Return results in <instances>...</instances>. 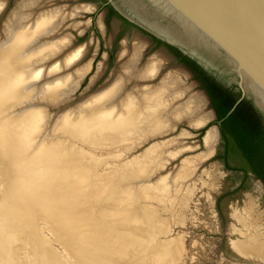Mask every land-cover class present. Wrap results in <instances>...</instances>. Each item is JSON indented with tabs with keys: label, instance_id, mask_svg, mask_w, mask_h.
<instances>
[{
	"label": "rangeland",
	"instance_id": "obj_1",
	"mask_svg": "<svg viewBox=\"0 0 264 264\" xmlns=\"http://www.w3.org/2000/svg\"><path fill=\"white\" fill-rule=\"evenodd\" d=\"M7 1L6 8L0 16V42L4 40L6 24L12 16V12L17 9L22 0ZM99 1L79 0L75 3L73 0H63L62 2L47 3V10L53 11L62 8V14L65 17L62 25L56 29V33L54 32L55 36L71 38L68 47L71 46L73 49L88 47L86 48L87 53L80 64L89 63L90 69L80 80L76 90L60 101H46V97L34 94L28 105L26 104L27 107L35 105L43 108L44 106L48 107L47 122L43 126L42 135L48 132L53 118L60 111L66 110V115L70 112L73 113V109L78 105L75 103L81 102L84 96L99 91L110 78L121 74L126 65L131 64V57L129 56L117 64L121 51L124 49L121 42L123 38L128 36L131 39V44L136 43L138 37L144 39L143 41H148V46L143 50L142 56L138 57L134 64L135 72L133 71L132 78L149 61L154 59L159 63L157 76L161 75L160 78L158 77L160 80L172 76L178 82L174 84V91L181 93V96L174 99L172 108L187 104L195 97L203 100L205 98L206 100L201 85L160 47L151 45V39L143 31L134 26L125 28L116 15L110 17L107 28H102L101 20L105 9L96 8L89 12L90 9H86V11L83 7L82 9L76 8L81 7L80 4L85 6H89L90 3L98 5ZM124 44L126 45V41H124ZM163 56H166V59L161 58ZM158 85L157 81L156 86ZM191 104H194L193 101ZM85 106L81 105V107L86 108ZM16 107L19 111L22 104ZM203 110L204 113L211 112V105L206 101ZM79 111L76 108V112ZM213 123L214 121L210 120L208 123L197 127L192 124L191 118L181 117L173 122V126L168 133L150 138L137 147H134L130 142L129 144L125 143V145H115L113 143L106 148L103 143L99 142H85L81 139L72 141L70 138H65V141L70 140V142L65 144L58 152L53 153L46 150L38 160L30 161L28 162L30 165L28 163L25 165L24 177L28 176L29 178H26L28 180L21 181L18 184L19 186L12 187V191L21 207L20 212L22 214L24 212L25 215L30 212V207L24 205L26 202L24 197L27 194L22 190V186L40 191L41 185H43V188L46 186V177L50 175L58 177L57 180H60V177H62L61 180H65L68 176L72 177L75 181L73 185L78 188L84 187L85 184L95 179V182H101L104 186V189H98L101 199L108 198L109 195L126 194L125 198L121 196L115 199V209L110 213L114 215L101 213L107 208L98 206L97 214L102 219L100 223L94 225L73 218L74 224L70 227L65 225L67 223H64V215L60 218L61 222L49 220L51 218L50 213L44 211L40 216L38 214L37 219L32 223L35 229L40 232L38 242L43 245L42 247L50 255L59 258L62 264H94L87 259V255L94 256L95 261L99 260L100 263L96 262L95 264H102L103 262L106 264H264V258L243 257L233 251L231 247L232 241L244 239L242 233L245 232L246 228L240 215H244L247 210H251L253 220H255L250 231L253 234H261V240L264 244V184L251 173L244 175L242 172L227 170L223 161L215 157L217 153L222 152L219 133L211 156L206 159H196V157L207 151L205 137L209 129L215 126ZM139 136L138 134L135 135L131 141H137ZM165 141H169L170 144L164 149V153L178 154L170 160L165 155L160 161L163 164L165 163L160 172L158 170L147 181H134L138 179V176L124 177L121 174L118 175L120 168L125 165L132 166L137 161L152 163V151L154 152L156 146L163 145ZM124 152H126V155H124ZM75 153L77 154L75 155ZM74 155L80 157L82 163L88 164L86 167L89 172L87 170L83 171L86 167L68 172V163ZM185 160H195L196 162L194 166L187 168L188 174H186L185 179L183 178L180 181L181 183H178L179 185L174 186V191L172 190L167 194V191L163 189V187L165 188V180L171 176H176ZM42 162L43 165H41ZM46 164L48 165L46 166ZM52 164L54 166L58 164V167L55 166L54 168ZM51 168L54 170H51ZM34 169L38 170L34 172ZM0 170L3 174L8 171L6 167L2 166L1 162ZM40 173L41 175H39ZM48 173L50 174L48 175ZM6 175L8 174L6 173ZM7 178L3 176L1 179L0 177V189L3 187L2 184H5L8 180ZM108 179H116V183H114L116 187H114L115 185L109 186ZM25 183L29 184L26 185ZM157 186H161L159 190H156ZM2 191L3 188L0 193ZM86 191L87 188H80V193ZM38 199L34 200L38 201ZM45 201L41 204L42 207H48V205H45ZM32 204L37 207V204ZM75 207L82 210V206L78 203H75ZM24 208L27 211L26 213L23 210ZM28 208L29 210H27ZM40 210H33V212H39ZM133 218H137V220L133 221ZM148 219L151 222V228L155 231V240L150 242L146 238L147 240L141 243L142 246L140 245L143 247L142 250H138L136 253L132 250L121 252L119 244L115 241L118 238L122 239L124 234L133 232V226L144 230L146 223L144 220ZM67 228L72 230L66 231L67 234L68 232L72 234L76 229H92L96 232L97 237H93L90 242L64 240L60 233ZM105 233H109L108 236ZM134 235L143 237L142 234L139 235L138 233H134ZM26 244L30 245L27 242ZM165 249H170L172 253L165 255L162 252ZM24 253L27 256L33 255L29 249L25 250Z\"/></svg>",
	"mask_w": 264,
	"mask_h": 264
},
{
	"label": "bare ground",
	"instance_id": "obj_2",
	"mask_svg": "<svg viewBox=\"0 0 264 264\" xmlns=\"http://www.w3.org/2000/svg\"><path fill=\"white\" fill-rule=\"evenodd\" d=\"M55 1L62 2L63 0H22L17 9L12 12V16L6 24L4 40L0 42V162L8 170L4 174L0 170L1 179L3 176L6 178L8 176L6 183L2 184L3 191L0 193V264H62L59 258L50 255L38 242L40 232L32 224L37 219L38 214L40 216L44 211L48 212L51 216V218L48 216L49 220L55 221H60L61 216L64 215V223L70 227L74 224L73 218L96 225L100 223V220L102 221L97 214L98 206L107 208L101 213L114 215L110 213L115 209V199L121 196L126 197V194H117L101 199L98 189H104V186L101 182H95V179L85 184L84 187H80L87 188L86 192L80 193V188L73 185L74 178L68 176L65 180H61L62 177L57 180L58 177L50 175L46 177L48 184L45 183L44 188L43 185L39 186L40 191L30 189V187H21L27 194L24 197L26 201L24 205L30 207V210L27 209L30 211L29 213H26L25 208L23 209L27 214L25 215L23 212L24 217L20 212L21 207L12 187L19 186V182L28 180L26 179L29 178L28 176L24 177V167L28 162L38 160L46 150L53 153L58 152L70 142V140L65 141V138H70L72 141L81 139L85 142H99L103 143L106 148L113 143L125 145V143L129 144L130 142L134 147H137L150 138L168 133L173 122L181 117L191 118L192 124L197 127L211 120V112H203L205 98L203 100L195 97L189 101L190 104L188 102L172 108L174 99L181 96V93L174 91V84L178 82L172 76L160 80L161 75L157 76L159 63L153 58L132 78L133 71L135 72L134 64L142 52L141 50L145 48L146 41L138 37L136 43L131 44L126 38V45L124 44L117 64L128 56L131 57V64L126 65L121 74L110 78L99 91L84 96L81 102L75 103L78 104L76 108L80 110L79 112H76V108L73 109V113L69 111L68 115L65 114L66 110L60 111L53 118L48 132L42 135L43 126L47 122L48 107L44 106L43 108L36 105L27 107L32 96L40 94L44 98L46 97V101L58 102L76 90L80 80L90 69L89 63L80 64L88 47L73 49L71 46L68 47L71 38L55 36L54 32L62 25L65 18L62 14V8L53 11L46 9L47 3ZM73 1L77 3L79 0ZM7 2V0H0V16L6 8ZM80 6L76 8L94 9L92 4L89 6L80 4ZM116 6L127 13L117 1ZM39 10L41 11L39 12ZM161 58L166 59V56ZM157 81L158 86H156ZM192 101L194 104H191ZM20 104L22 107L18 111L16 106ZM81 105H86V108L81 107ZM137 134L140 135L139 139L131 141ZM216 141L217 133L213 127L209 129L205 137L207 151L196 159H206L211 156ZM169 144V141H165L163 145L156 146L155 151L151 153L152 163L137 161L132 166L125 165L120 168L118 175L121 174L124 177L138 176V179L134 181H147L164 167L165 163L160 161L165 155H167L168 160L177 156L178 153H164V149ZM75 155L68 163V172L75 169L81 170L82 167L88 165L82 163L80 157ZM195 160H185L176 176H171L165 180L166 189L163 185L162 187L167 191V194L174 189L175 185L181 183L183 178L185 179L186 174H188L187 168L194 166ZM28 164L30 165V163ZM35 165L37 166V164ZM57 165L55 166L58 167ZM53 166L51 167L53 168ZM39 167L42 168V166ZM52 168L51 170H54ZM87 169L86 167L83 171ZM116 179H108L109 186L115 185ZM121 179L124 180V178ZM160 187L157 186L156 190H159ZM114 193L116 194V192ZM34 199H38V201ZM44 201L48 207L41 206ZM32 203L37 204L39 208L34 207ZM75 203L81 205L82 210L76 209ZM109 208L110 210H108ZM33 210L40 211L34 213ZM240 216L246 230L242 233L243 240L232 241L233 251L247 258H264V244L261 240V234H253L250 231L251 225L255 221L251 210H247L244 215L241 214ZM132 220H137V218ZM144 221H146V223L144 222V230L133 226V232L127 233V236L124 234L122 239L118 238L115 241L119 244L121 252L132 250L136 253L138 250H142V242L147 239L150 242L155 240V231L151 228L150 220ZM70 227L69 229H71ZM69 229H64L65 231L60 233L62 239L90 242L93 237H97L96 232L92 229H76L72 234L69 232L67 234L66 231H72ZM134 233L142 234L143 237L135 236ZM108 234L106 235L108 236ZM26 242L30 245H27ZM27 249L33 254L32 256H27L24 253ZM162 252L165 255L172 253L170 249H165ZM87 257L94 264L99 262L98 259L95 261V257L92 255H87ZM102 264L106 263L103 262Z\"/></svg>",
	"mask_w": 264,
	"mask_h": 264
},
{
	"label": "water",
	"instance_id": "obj_3",
	"mask_svg": "<svg viewBox=\"0 0 264 264\" xmlns=\"http://www.w3.org/2000/svg\"><path fill=\"white\" fill-rule=\"evenodd\" d=\"M109 1L239 92L231 111L246 98L264 117V0H116L127 13ZM158 47L194 78L166 45Z\"/></svg>",
	"mask_w": 264,
	"mask_h": 264
},
{
	"label": "trees",
	"instance_id": "obj_4",
	"mask_svg": "<svg viewBox=\"0 0 264 264\" xmlns=\"http://www.w3.org/2000/svg\"><path fill=\"white\" fill-rule=\"evenodd\" d=\"M168 47L199 82L215 111L216 120L213 124L218 123L222 148V152L215 157L223 161L227 170L242 172L244 175L251 173L264 184L263 115L246 98L231 111L240 93L225 85L195 59L182 54L175 47Z\"/></svg>",
	"mask_w": 264,
	"mask_h": 264
},
{
	"label": "flooded vegetation",
	"instance_id": "obj_5",
	"mask_svg": "<svg viewBox=\"0 0 264 264\" xmlns=\"http://www.w3.org/2000/svg\"><path fill=\"white\" fill-rule=\"evenodd\" d=\"M91 4V3H90ZM92 5H94V9H101V8H103V9H105V12H104V14H103V16H102V22H101V26H102V28H107V25H108V22H109V20H110V17L112 16V15H116L117 17H118V19L119 20H121V22H122V24L124 25V27L125 28H129L130 26H134V27H136V28H138L139 30H141V31H143V32H146V33H148L149 34V36H150V43H151V45H153V46H155V47H158L160 44H164V45H166L167 47L168 46H172V47H175V48H177L179 51H181L177 46H175V45H173V44H170V43H167L166 41H164L163 39H161L160 37H158L157 35H155V34H153V33H151L150 31H148V30H146L145 28H143L142 26H140V25H138L137 23H135L134 21H132L129 17H127L126 15H124L123 13H121L109 0H100L99 2H98V5L97 4H92ZM86 10V9H85ZM90 11H92V9H90L89 10V12ZM92 22V21H91ZM100 26V27H101ZM122 33V32H121ZM121 33L119 34V36L121 35ZM118 36V37H119ZM126 38L130 41V43H131V39L129 38V36L128 37H125L124 39H123V41L121 42V45L122 46H124V41L126 40ZM132 38H134V37H132ZM139 38H141V37H139ZM158 40L159 41H161L162 43H159L158 42ZM148 46V41H146V46H145V48ZM144 48V49H145ZM144 49H142L141 51L142 52H140V54H139V57H141L142 56V54H143V50ZM168 49H169V51H170V53L172 54V56L176 59V61L177 62H179V63H182L183 65H184V63L183 62H181L179 59H178V57L176 56V54L168 47ZM181 53L182 54H184L182 51H181ZM184 55H186V54H184ZM188 56V55H187ZM185 67H186V65H184ZM187 68V67H186ZM188 69V68H187ZM189 70V69H188ZM190 71V70H189Z\"/></svg>",
	"mask_w": 264,
	"mask_h": 264
}]
</instances>
